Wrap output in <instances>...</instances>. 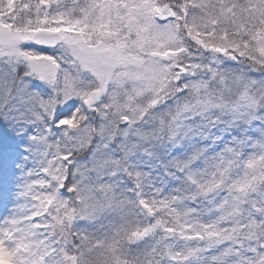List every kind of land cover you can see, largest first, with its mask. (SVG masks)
Returning a JSON list of instances; mask_svg holds the SVG:
<instances>
[{
	"label": "snow or ice",
	"instance_id": "1",
	"mask_svg": "<svg viewBox=\"0 0 264 264\" xmlns=\"http://www.w3.org/2000/svg\"><path fill=\"white\" fill-rule=\"evenodd\" d=\"M0 264H264V0H0Z\"/></svg>",
	"mask_w": 264,
	"mask_h": 264
}]
</instances>
